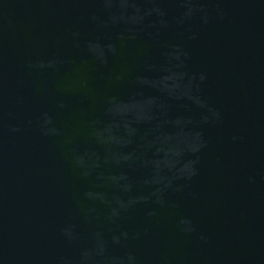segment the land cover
<instances>
[{
	"label": "water",
	"instance_id": "1",
	"mask_svg": "<svg viewBox=\"0 0 264 264\" xmlns=\"http://www.w3.org/2000/svg\"><path fill=\"white\" fill-rule=\"evenodd\" d=\"M0 264H264V0H0Z\"/></svg>",
	"mask_w": 264,
	"mask_h": 264
}]
</instances>
